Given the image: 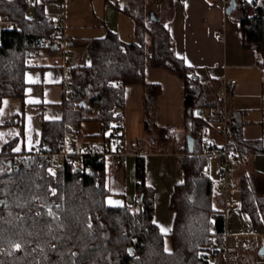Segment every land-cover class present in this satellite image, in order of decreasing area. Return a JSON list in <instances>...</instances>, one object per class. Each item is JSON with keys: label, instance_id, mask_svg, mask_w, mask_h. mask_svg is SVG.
<instances>
[{"label": "trees", "instance_id": "1", "mask_svg": "<svg viewBox=\"0 0 264 264\" xmlns=\"http://www.w3.org/2000/svg\"><path fill=\"white\" fill-rule=\"evenodd\" d=\"M146 1L133 0L131 8L127 7L136 21L132 41H124L110 30L104 38L90 42L89 62L74 66L66 83L65 113L60 120L43 121L40 145L28 153L14 152L18 139L3 146L0 264H207L205 251L211 241H222L226 215L224 209L215 206V183L204 174L208 159L200 155L202 144L196 137L203 124L192 116L197 109H218L221 101L209 96L194 68L175 54L167 25L174 12L173 0H161L158 18L151 23L145 15ZM236 10L241 14L238 34L242 47L255 51L257 62L263 65L264 0H239ZM0 20L12 24L0 33L1 109L5 98L25 96L30 55L42 50L59 51V46L54 47L61 29L44 5L33 4L32 0H0ZM47 38L53 43L43 44ZM150 62L168 68L184 83L185 153L180 165L185 179L175 186L170 200L175 214L169 233L170 252L165 247V234L154 222L155 189L146 183L142 157H138L135 168L139 199L133 209L126 204H107L110 192L105 184L106 164L100 156H83L78 165V156L71 155L61 160L56 173L50 171L51 160L40 156L58 152L72 128H79L87 120L100 122L96 136L103 141L121 117L114 110L124 109L126 88L131 85L144 89L147 140L161 148L176 143L179 137L175 129L162 128L156 121L161 86L146 78ZM17 123L12 118L6 125ZM243 125L242 116L233 114L230 129L234 150L242 159L264 153L261 142L243 139ZM188 135L195 137L194 154L188 151ZM240 190L243 211L255 228H264V200L255 196L246 177L240 180ZM220 202L224 204L223 198ZM247 250L240 264L245 263Z\"/></svg>", "mask_w": 264, "mask_h": 264}, {"label": "crops", "instance_id": "2", "mask_svg": "<svg viewBox=\"0 0 264 264\" xmlns=\"http://www.w3.org/2000/svg\"><path fill=\"white\" fill-rule=\"evenodd\" d=\"M131 1L133 0H32L33 4L44 5L45 12L55 22H62L60 29L65 46H61L57 53L42 50L30 55L25 96L5 98L0 109V152L13 139H18L14 152H30L40 145L43 121L62 119L65 113L64 51L73 59L74 67L87 63V47L90 42L104 38L110 30L127 42L135 38V17L132 10L127 9L131 8ZM238 1L236 0L237 3ZM146 2L145 15L147 23H151L149 16L155 13L157 19L161 4L154 3L153 0ZM173 3L174 12L167 25L175 54L194 68L210 97L219 99L218 91L223 79L237 81L229 95V110L232 115L240 114L244 120L243 139L261 142L264 146V66L257 62L255 51L242 47L238 34L240 12L235 10L231 15H226L223 0H173ZM11 25L0 20V33ZM222 31L226 33V44H221L216 39V34ZM147 41L152 47L149 37ZM68 46H73L75 51H69ZM146 78L161 86L156 102L157 124L162 128L175 129L179 139L164 148L147 140L143 86H128L123 109L125 144L128 151L141 146L146 153L141 156L128 155L125 165L120 169L115 168L112 158L105 159V184L110 192L109 196L121 198L126 205H129L127 202L130 197L136 205L139 197L136 192L135 168L138 157H142L146 167V183L155 189L154 222L163 234L169 235L175 218L170 209L171 196L175 186L185 179L180 165L185 153L184 83L168 68L155 67L151 62L146 68ZM197 110L192 113L194 119H198ZM12 118H16L18 123L6 125ZM204 138L211 145L222 144L221 135L211 128L204 131ZM234 177L240 180L246 177L255 196L264 200V153H252L244 159L240 158L239 163L233 167L232 182L236 186ZM216 194L218 207L222 206L223 209L218 189ZM224 211L225 215L229 216L230 213L238 221L243 214L249 223L242 225L241 221L239 224L226 221L229 233L251 235L264 231L255 228L249 215L243 211L241 190L238 197L234 196L230 200ZM247 249L250 248L244 247L243 253Z\"/></svg>", "mask_w": 264, "mask_h": 264}, {"label": "built area", "instance_id": "3", "mask_svg": "<svg viewBox=\"0 0 264 264\" xmlns=\"http://www.w3.org/2000/svg\"><path fill=\"white\" fill-rule=\"evenodd\" d=\"M233 0H223V6L225 14L227 9L231 6ZM154 3H160L161 0H153ZM31 14V13H29ZM149 21L151 16H149ZM58 28H61L62 22L59 20L55 22ZM55 44L59 47L65 46L64 36L58 30L56 33ZM216 39L221 44H226V33L222 31L216 34ZM53 41L47 38L43 41V44L50 45ZM65 65L63 69L64 74V86L66 89V83L72 76V60L70 55L64 51ZM264 66V64L262 65ZM237 85L236 80L223 79L221 87L218 91V96L221 104L218 109H201L197 115L198 119L203 123V127L197 132L196 137L201 141L202 152L200 155L207 159H213L219 161L220 165V180L216 187L219 190L226 209L230 200L234 197L237 188L233 184V167L240 161V156L237 151L233 148V137L231 134L232 114L229 110L228 99L231 90ZM115 115L121 117L115 121L107 132L105 139L101 142L89 143L80 142L76 138V134L79 132V128L74 126L72 128V134L68 135L56 153H40V156L46 157L51 160L50 171L53 173L57 172L59 164L62 159L69 158L71 155H77L78 159L76 163L82 164L83 156H100L102 160L108 157L114 160V166L116 169H120L125 165L126 157L128 155L141 156L146 153L144 147L138 146L128 151L125 139H124V111L123 108H116L114 110ZM213 129L221 135V145H211L204 138V131L206 129ZM210 168L208 164L204 169V174L210 176ZM264 231L261 233L251 235H234L229 233L227 230L223 233L222 241L213 239L209 245L207 251H205V257L207 264H240L241 255L244 247L251 245L255 249H260L263 244Z\"/></svg>", "mask_w": 264, "mask_h": 264}, {"label": "rangeland", "instance_id": "4", "mask_svg": "<svg viewBox=\"0 0 264 264\" xmlns=\"http://www.w3.org/2000/svg\"><path fill=\"white\" fill-rule=\"evenodd\" d=\"M73 46H68V50L74 52L75 49L72 48ZM71 48V49H70ZM61 50V47L60 49ZM63 50V48H62ZM76 53V52H75ZM73 60V59H72ZM89 62V59L87 60V63ZM101 130V124L100 122L96 121V120H87L82 122V124L79 127V132L76 134V138L78 141H80L81 143L83 141L86 140V142L89 143H93V142H98V137L96 136V134L100 133ZM95 134V135H94ZM208 166L211 170L210 172V177L213 180V182L215 183V190H217V183L220 180L219 177V171H220V165H219V161L217 160H213V159H208ZM234 180L236 182V188L237 191L235 193L234 196L238 197L239 196V191H240V179L236 177H234ZM217 200V194L215 196V206L218 208L219 204L216 201ZM107 204L111 205V206H122L125 205L126 203H124V200H122L121 198L117 197V196H109L107 197ZM127 204H129V206L136 208L135 202L129 197ZM221 208V206L219 207ZM241 224H246L248 225V219L246 216H244L243 214L241 215ZM226 221L227 223H237L239 224L240 221L234 220V217L229 213V216H227L226 214ZM262 230H264V228H262ZM165 247L167 251H172V242H171V238L169 237V235H165ZM250 249L247 250L246 255H245V263L244 264H264V255H261L259 253L258 249H255L254 247H252L251 245L247 246ZM246 247V248H247ZM243 254V252H242Z\"/></svg>", "mask_w": 264, "mask_h": 264}, {"label": "water", "instance_id": "5", "mask_svg": "<svg viewBox=\"0 0 264 264\" xmlns=\"http://www.w3.org/2000/svg\"><path fill=\"white\" fill-rule=\"evenodd\" d=\"M237 9V2L236 0H233L232 3H231V6L227 9V14L230 15L231 13H233L235 10ZM151 20L153 22H155L157 19H156V15L155 13H151ZM58 45H55L54 48H57ZM200 109L197 110V114L200 113ZM187 146H188V151L190 154H194L195 152V137L193 135H188L187 136ZM132 252V249L130 250ZM259 253L261 255H264V239H263V244L261 246V248L259 249Z\"/></svg>", "mask_w": 264, "mask_h": 264}, {"label": "snow or ice", "instance_id": "6", "mask_svg": "<svg viewBox=\"0 0 264 264\" xmlns=\"http://www.w3.org/2000/svg\"><path fill=\"white\" fill-rule=\"evenodd\" d=\"M18 247V246H17Z\"/></svg>", "mask_w": 264, "mask_h": 264}]
</instances>
